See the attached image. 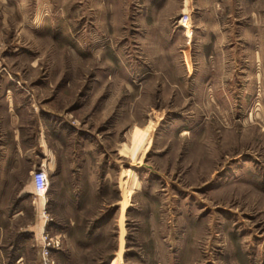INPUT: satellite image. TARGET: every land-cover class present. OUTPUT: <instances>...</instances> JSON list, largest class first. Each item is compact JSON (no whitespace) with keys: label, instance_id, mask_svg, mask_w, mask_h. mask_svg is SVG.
<instances>
[{"label":"rangeland","instance_id":"obj_1","mask_svg":"<svg viewBox=\"0 0 264 264\" xmlns=\"http://www.w3.org/2000/svg\"><path fill=\"white\" fill-rule=\"evenodd\" d=\"M5 156L0 264H264V0H0Z\"/></svg>","mask_w":264,"mask_h":264},{"label":"built area","instance_id":"obj_2","mask_svg":"<svg viewBox=\"0 0 264 264\" xmlns=\"http://www.w3.org/2000/svg\"><path fill=\"white\" fill-rule=\"evenodd\" d=\"M179 27L184 31V33L188 36V34L193 35L195 34V27L192 19V15L189 13H183L178 21ZM33 186H34V193L38 197H46L51 181H50V174L49 171L45 167H40L39 169L33 172ZM43 248H41V254L43 257L44 264H51L50 261V252L53 249L59 248L60 244L58 241H55L53 238L48 239L45 238Z\"/></svg>","mask_w":264,"mask_h":264},{"label":"crops","instance_id":"obj_3","mask_svg":"<svg viewBox=\"0 0 264 264\" xmlns=\"http://www.w3.org/2000/svg\"><path fill=\"white\" fill-rule=\"evenodd\" d=\"M9 161H10L9 158L6 157V156L0 158V167H3V163H4V165H5L4 167L7 168L8 167L7 164H8ZM16 161H17V157H15L14 163H16ZM30 195H34V186L33 185L26 186L25 188H23L19 192L17 199H18V201L19 200L22 201V199L25 201L28 198H30ZM24 201H22L17 206V208H15L12 211L13 213L10 215V218L9 219H11V220H18V219L23 218V216L26 215L25 212L23 211V209H24L23 208V204H25ZM32 209L34 211V219H33L34 220V225L33 226L36 227V231H34V233H36V238L39 239L40 238L39 237V234H40L41 231H43L42 229H44V227H45V224H42L43 215L41 214L43 212V209H45V208L42 205V203L40 202V203H38V206H36L34 204V207ZM0 218L2 220H6L7 221L8 215L2 214L0 216ZM37 234H38V237H37ZM40 247L41 246L39 244H37V246H36L37 249L36 250H37L38 257H40V259H42L41 258V248ZM23 248H25V244H23V245L20 246V249L21 250H20V254L17 255V257H18L17 258V261L23 259L24 255H25L24 252H23L24 251ZM17 261H16V263H17ZM41 264H44V262H42Z\"/></svg>","mask_w":264,"mask_h":264}]
</instances>
